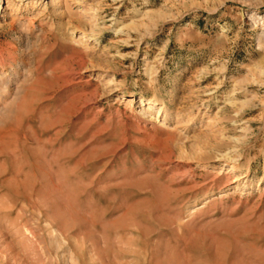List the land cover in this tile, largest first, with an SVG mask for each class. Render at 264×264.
<instances>
[{
  "label": "rangeland",
  "instance_id": "obj_1",
  "mask_svg": "<svg viewBox=\"0 0 264 264\" xmlns=\"http://www.w3.org/2000/svg\"><path fill=\"white\" fill-rule=\"evenodd\" d=\"M0 264H264V0H0Z\"/></svg>",
  "mask_w": 264,
  "mask_h": 264
}]
</instances>
